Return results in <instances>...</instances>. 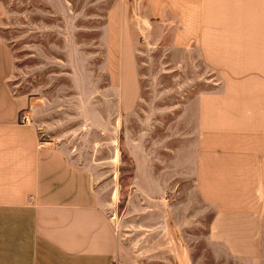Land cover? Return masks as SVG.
Here are the masks:
<instances>
[{
	"label": "rangeland",
	"instance_id": "rangeland-1",
	"mask_svg": "<svg viewBox=\"0 0 264 264\" xmlns=\"http://www.w3.org/2000/svg\"><path fill=\"white\" fill-rule=\"evenodd\" d=\"M182 34L180 0H0L9 87L28 96L40 144L92 177L118 241L113 264H240L213 256L212 213L177 166L181 104L212 88Z\"/></svg>",
	"mask_w": 264,
	"mask_h": 264
},
{
	"label": "crops",
	"instance_id": "crops-1",
	"mask_svg": "<svg viewBox=\"0 0 264 264\" xmlns=\"http://www.w3.org/2000/svg\"><path fill=\"white\" fill-rule=\"evenodd\" d=\"M180 20L181 51L197 54L212 88L181 104L174 164L212 213L213 256L264 264V0H180ZM13 69L0 36V264H113L107 205L86 170L18 124L29 99L10 89Z\"/></svg>",
	"mask_w": 264,
	"mask_h": 264
},
{
	"label": "built area",
	"instance_id": "built-area-1",
	"mask_svg": "<svg viewBox=\"0 0 264 264\" xmlns=\"http://www.w3.org/2000/svg\"><path fill=\"white\" fill-rule=\"evenodd\" d=\"M30 122H31V119L29 118V116L27 114H20L19 115L18 124L28 125V124H30Z\"/></svg>",
	"mask_w": 264,
	"mask_h": 264
}]
</instances>
